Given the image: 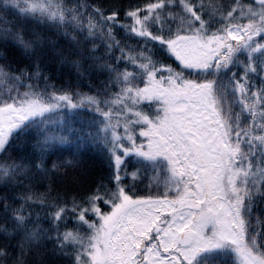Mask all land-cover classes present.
<instances>
[{
    "label": "snow or ice",
    "instance_id": "6c2138e0",
    "mask_svg": "<svg viewBox=\"0 0 264 264\" xmlns=\"http://www.w3.org/2000/svg\"><path fill=\"white\" fill-rule=\"evenodd\" d=\"M0 155V264H264V0H0Z\"/></svg>",
    "mask_w": 264,
    "mask_h": 264
},
{
    "label": "trees",
    "instance_id": "16d2710c",
    "mask_svg": "<svg viewBox=\"0 0 264 264\" xmlns=\"http://www.w3.org/2000/svg\"><path fill=\"white\" fill-rule=\"evenodd\" d=\"M89 3H94L95 0H88ZM52 32L55 31V29L51 30ZM55 39V37H53ZM119 38V37H118ZM59 45L63 47L66 51L71 50L70 49V37L64 38L61 34L59 38ZM131 43V41H129ZM47 67H46V75H49L51 79L48 81V85H56L57 88H63L66 87L69 83L72 84V87L76 91L80 92H88V80H84L77 84L76 78H75V70H72L71 77L69 76V70L67 68H62L59 58L55 56L53 53L52 55H49L46 57L45 61ZM100 79H104V77H100ZM33 83H36V81H33ZM40 90H42L45 85L43 79H41L39 82ZM51 90V89H49ZM21 92L25 91L24 88L20 89ZM92 116L91 111L88 109L87 106H84L83 108L75 109V110H63V116H58L57 119H62L65 125H70L72 128H81L85 127V130L87 131L86 122L88 119ZM60 149H62V156L63 159H72V151L75 149L71 144L68 145H61L59 146ZM15 155V154H14ZM55 159V157H53ZM5 160V155H0V162H3ZM77 160L79 163V167L71 170V175H76L81 177V179L84 180L85 186L93 180H96L99 176L104 174L106 169V164L104 163L102 155L99 153L97 149L89 147H84L81 149L80 152L77 153ZM148 181L146 180L144 185L141 186L142 191L147 194L148 188H147ZM42 190V189H41ZM7 191V188L4 184L0 183V195H4ZM21 189H16V192L19 193ZM156 189L153 188L152 192H155ZM35 211V210H34ZM43 210H41L42 212ZM264 215V202H262L261 206L257 207L254 210L253 216L254 219L258 218L259 216Z\"/></svg>",
    "mask_w": 264,
    "mask_h": 264
}]
</instances>
